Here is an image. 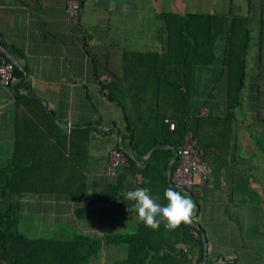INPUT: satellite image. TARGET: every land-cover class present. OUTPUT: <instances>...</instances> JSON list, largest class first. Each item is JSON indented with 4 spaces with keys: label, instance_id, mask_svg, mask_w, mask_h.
Listing matches in <instances>:
<instances>
[{
    "label": "crops",
    "instance_id": "1",
    "mask_svg": "<svg viewBox=\"0 0 264 264\" xmlns=\"http://www.w3.org/2000/svg\"><path fill=\"white\" fill-rule=\"evenodd\" d=\"M67 3L0 0V46L19 71L10 87L0 85V168L17 149L38 157L26 165L47 174L39 177L42 184L60 188L20 198L21 232L39 237L64 229L103 238L142 230L152 237L147 245L173 246L187 256L184 262L172 257L149 264H195L196 247L181 241L180 228L168 230L163 222L157 230L146 227L122 198L127 190L147 187L166 205L163 193L171 185L164 156L157 160L154 149L145 151L153 139H162L161 116L174 119V107L182 105L180 95L158 90L150 77L156 73L152 54L165 51L161 14H215L229 21L237 16L247 18L250 41L233 120L224 121L226 66L219 61L190 67V117H200L194 141L220 146L206 149L208 182L200 185L194 175V223L205 233L206 264H264V0H81L77 23L68 19ZM218 53L224 58V51ZM162 144L170 143L156 148L171 149L172 158L174 150ZM114 149L129 157L110 174ZM98 195L103 204L90 206ZM127 259V247L104 241L88 264H129Z\"/></svg>",
    "mask_w": 264,
    "mask_h": 264
},
{
    "label": "trees",
    "instance_id": "2",
    "mask_svg": "<svg viewBox=\"0 0 264 264\" xmlns=\"http://www.w3.org/2000/svg\"><path fill=\"white\" fill-rule=\"evenodd\" d=\"M161 17L165 26L160 32V38L164 42L165 51L163 55L152 54L154 58L150 61V65L156 73L150 77H153L152 80L156 82L158 90L171 89L176 95H180L183 106L173 109L172 114L176 125L174 129H169L163 122V119L169 115L161 116L160 130L157 133L162 136V139H153L145 146V151L163 142L170 143L179 149L188 131H191L193 139H196L197 134L193 124L195 121L198 122L200 117H190L189 107L190 67L193 63L215 65L220 61L221 65L226 66L229 90L224 121L227 123L235 118V108L241 103L240 93L245 84V56L250 41L247 18L236 16L229 21L215 14H179L172 11L162 13ZM223 51L225 56L221 58L218 52ZM0 54L2 55L1 52ZM15 73H19L16 66ZM184 88L186 90H183ZM42 110L45 115H48L45 109ZM125 117L127 120V115ZM54 126L59 129L56 124ZM130 139L133 143L132 137ZM133 145L135 146V143ZM196 146L204 150L207 160L208 147L214 146L220 149V146L214 142L209 145L200 140H196ZM16 151L11 161L0 168V264H88L97 256L104 241L127 247L129 264H149L154 260L166 258L168 262L172 257L181 262L187 259L182 250H173V246L164 249L166 246L156 248L154 245H147L150 244L152 237L145 235L142 230L137 233L106 234L103 238L67 232L64 229L62 233L42 234L39 237L21 232L18 217L20 198L26 193L52 192L60 188L42 184L44 180L39 177L46 175L45 178H47V174L37 168L34 163L30 166L26 165L29 159H37V156H23L17 149ZM171 153L172 150L169 148L159 147L153 150L155 159L159 160L164 156L162 160L165 169L168 168ZM173 166L175 167L176 163ZM32 180L34 184L31 187ZM192 197L196 201L198 212L199 203L196 196ZM102 198L103 195L96 196L90 206L92 203L99 205ZM122 199L126 201L124 197ZM120 201L121 199L118 198L117 203L120 204ZM179 228L182 233L181 241H186L187 244L192 245L193 249L196 247L195 264H203L204 244L201 232L189 225L182 224ZM195 231L198 234H195Z\"/></svg>",
    "mask_w": 264,
    "mask_h": 264
},
{
    "label": "built area",
    "instance_id": "3",
    "mask_svg": "<svg viewBox=\"0 0 264 264\" xmlns=\"http://www.w3.org/2000/svg\"><path fill=\"white\" fill-rule=\"evenodd\" d=\"M82 4L80 0H68L66 13L68 19L73 23L79 22ZM15 64L0 54V85L10 87L15 79ZM169 129L176 127L175 120L167 116L163 119ZM127 161L125 152L121 149H114L109 159L110 174H115L120 166ZM199 174L198 183L204 185L208 182L211 175V166L205 158L204 150L196 146V142L191 135H187L183 145L179 148L178 160L171 174V180L182 190L188 191L192 196L198 193L195 189L194 175ZM195 234H198L195 231Z\"/></svg>",
    "mask_w": 264,
    "mask_h": 264
},
{
    "label": "clouds",
    "instance_id": "4",
    "mask_svg": "<svg viewBox=\"0 0 264 264\" xmlns=\"http://www.w3.org/2000/svg\"><path fill=\"white\" fill-rule=\"evenodd\" d=\"M163 195L166 205L161 204L160 197L153 196L147 187L127 190L124 198L132 202L129 211L137 213L139 221L153 230L159 229L162 222L168 230H176L182 224L194 222L196 205L188 193L169 186Z\"/></svg>",
    "mask_w": 264,
    "mask_h": 264
},
{
    "label": "water",
    "instance_id": "5",
    "mask_svg": "<svg viewBox=\"0 0 264 264\" xmlns=\"http://www.w3.org/2000/svg\"><path fill=\"white\" fill-rule=\"evenodd\" d=\"M0 41H1V40H0ZM0 52H1L6 58H8V59L11 60L12 62H14V64L17 65V62H16L15 58H14L9 52L5 51L1 46H0ZM157 146H158V145L154 146L153 149H155ZM160 146L171 147V148L174 150V155H173V157L171 158V160H170V162H169V167H168V179H169V181L171 182V185H172L174 188H177V189H180V190H181V188H180L178 185H176L174 182H172V180H171V174H173V169H174V166H173V165H174V163H176L177 160H178L179 149L176 148L175 146L171 145V144H168V145H167V144H162V145H160ZM122 149H124L125 152L130 153V150H127V149H125V148H122ZM151 151H152V149H151ZM151 151H150V152H151ZM130 155H131V154H130ZM185 192H187V193L190 195V197L192 198V200L194 201V203H195V205H196V201H195V199L191 196V194H190L188 191H185ZM194 212H195V215H196V214H197L196 207H195ZM190 225L193 226V227H196V228L201 232L202 237H203V244H204V254H206V243H205L206 238H205V233H204L203 229L201 228V225L198 224V223H194V222H193L192 224H190ZM203 264H206V258L203 259ZM217 264H218V263H217Z\"/></svg>",
    "mask_w": 264,
    "mask_h": 264
},
{
    "label": "rangeland",
    "instance_id": "6",
    "mask_svg": "<svg viewBox=\"0 0 264 264\" xmlns=\"http://www.w3.org/2000/svg\"><path fill=\"white\" fill-rule=\"evenodd\" d=\"M219 54V53H218Z\"/></svg>",
    "mask_w": 264,
    "mask_h": 264
}]
</instances>
